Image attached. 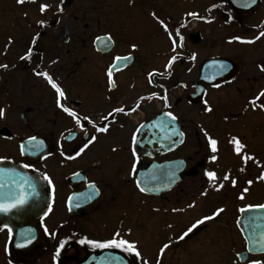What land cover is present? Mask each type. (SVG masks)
Masks as SVG:
<instances>
[{"label": "flooded vegetation", "instance_id": "obj_1", "mask_svg": "<svg viewBox=\"0 0 264 264\" xmlns=\"http://www.w3.org/2000/svg\"><path fill=\"white\" fill-rule=\"evenodd\" d=\"M83 1L16 0L14 9L8 0L2 2L3 31L22 24L14 15L26 2L37 4L39 19L24 8L29 29H15L14 41L0 48L2 62L19 59L0 71V96L3 91L6 102L0 109L19 117L15 133L0 124V162L28 164L27 172L41 179L47 175L52 183L42 179L45 207L38 217L14 222L11 235L0 225V264H213L214 258L220 264H264V252L247 250L239 222V209L264 204L259 192L264 179V96L259 95L264 90V0L246 11L227 0H93V61L67 48L70 29L66 43L55 29L62 19L76 20L71 5ZM42 4L48 5L43 12ZM105 36L111 49H95V39ZM55 40L63 44L54 45ZM248 40L253 42H242ZM55 47L67 62L62 76L39 70ZM125 56L130 59L114 68L116 58ZM30 68L47 76L34 77L38 83L32 77L4 76ZM114 108L124 111L108 116ZM157 117L159 122L148 127ZM100 127L107 131H97ZM3 128L10 133H2ZM140 133L142 154L134 151ZM32 136L43 147L33 153L29 144L24 155L21 145ZM234 137L244 145L240 153ZM209 138L217 141L215 152ZM141 172L144 192L136 184ZM206 172L215 173V180ZM218 208L223 211L183 236ZM116 232L135 243L140 257L79 242H103ZM61 240L66 244L57 255Z\"/></svg>", "mask_w": 264, "mask_h": 264}, {"label": "water", "instance_id": "obj_2", "mask_svg": "<svg viewBox=\"0 0 264 264\" xmlns=\"http://www.w3.org/2000/svg\"><path fill=\"white\" fill-rule=\"evenodd\" d=\"M231 4L234 7H238L239 9H249L256 5L259 0H256V2L253 4L251 3V0H229ZM245 3H248L249 7H244L243 5ZM60 35L64 38L65 41L68 39V27L64 26L60 28ZM106 44V46H105ZM95 48L97 50H101L102 52H107L112 47V42L109 39V37L105 36L100 38L99 40L96 39L94 42ZM220 59H215V61H218ZM123 61H116V64L114 68H119L122 65ZM160 117H157L153 122L148 123V127L152 126L153 124H156L159 122ZM2 133H10L8 129L3 128ZM23 145H25L24 149V155H28L29 151V140H25ZM144 137L142 133L139 134V141L136 143L134 150L137 153L142 154L144 151ZM7 170H14V173H17L19 175H15L13 173L8 172ZM26 178V179H25ZM27 181L36 182V192L35 194L28 195L30 193L29 191H32L31 188L28 187ZM38 181V182H37ZM136 183L139 188H144L143 183V177L142 172L139 173ZM16 184H19L21 187L16 188ZM0 185H3V187H0V202H10L15 197L8 194V189L12 188L15 190L17 194H19L21 191L27 196L26 203L21 206V208L16 207L12 208L8 212H0V225L4 226L5 224L8 225L9 228H11L12 232L14 230L13 223L17 220H21L23 222H26L30 218H34L40 215V213L43 210L44 202L42 203V193L40 192L43 189L44 182L42 179H40L39 176L28 173L21 165H16L10 160L2 161L0 162ZM29 198V199H28ZM240 224L243 225L241 228V232L243 237L246 240L247 243V249L249 252L252 253H258L263 252L259 250V244L255 243V241L260 240L262 234H264V209H250L246 210L245 212L240 213L239 217ZM250 225V226H249ZM18 243L15 242V246L18 247ZM251 249V250H250Z\"/></svg>", "mask_w": 264, "mask_h": 264}, {"label": "rangeland", "instance_id": "obj_3", "mask_svg": "<svg viewBox=\"0 0 264 264\" xmlns=\"http://www.w3.org/2000/svg\"><path fill=\"white\" fill-rule=\"evenodd\" d=\"M4 0H0V15L2 14V9H3V2ZM9 2L7 3V5L10 8L15 7V2L16 0H8ZM5 6V5H4ZM96 5L94 4L93 0H84L83 2H80L79 4H74L71 5V15H77V19L75 20L72 16L69 17V19H62L58 22L57 26H55V29H57L58 27L67 24L70 27V34L72 37V41L69 42L67 48L68 49H74L75 53L77 54H84L87 55L89 60L93 61V57H92V52H90V47L91 45V39L92 36L94 35V28H95V10H96ZM264 6V3H263ZM29 7V10H31L32 14L35 16L36 20L39 19V16L35 15L38 14V6L37 4H33L32 2H26L25 4L22 5V9L20 10V13H16V15H14L15 17L18 16L19 21L21 20L20 26H16L13 27V30L8 29L7 31H3L2 27H1V20H0V48L3 50L4 46H9L10 42L14 41V33L13 31L18 30H27L29 29V26H27L23 21L22 16L23 14V10L24 8ZM14 9V8H13ZM16 9V8H15ZM262 12H264L262 10ZM18 24V23H17ZM215 29H219V28H223V26H216L214 25ZM5 34V35H4ZM222 34V32H218V35ZM57 39V37H56ZM58 40V39H57ZM217 42L221 43L222 40H220V37L217 38ZM59 42V44H63L62 41H57ZM56 40H55V44L56 45ZM222 46H223V42H222ZM55 50H57V48H54V52L51 53L48 57V60L46 62V64H44L41 69H39L40 71H45L47 74H49L50 76H62L64 75V68H66L67 66V62L66 59L64 58L63 53L58 56L57 53L55 52ZM222 50H215V53H221ZM17 55V53H16ZM18 62L19 59L18 58H7L4 62H2L1 60V56H0V65H7L10 66L13 64V61ZM71 62V61H69ZM73 66V64H70L69 69H71ZM1 71V68H0ZM4 76L6 78H24V77H32L34 82H40V79L38 78H34V77H38L40 76L39 72H34L33 68L30 69H17V70H11V71H7L4 73ZM10 80H8L9 82ZM19 81V80H18ZM1 93V90H0ZM2 95H5L4 92L2 91ZM0 96V104H6L5 100L2 99ZM18 115L17 112L15 111H8L6 110L3 115L2 118H0V124H7L10 128V130L12 132H16L17 130V124L16 122H18ZM20 129V128H19ZM18 129V130H19ZM25 133H27V130H23ZM7 140H4V142H6ZM10 151L9 149L5 150V154H7V152ZM259 192H261V196L264 197V179L261 182V187H259ZM213 264H220V260L217 258L213 259Z\"/></svg>", "mask_w": 264, "mask_h": 264}, {"label": "snow or ice", "instance_id": "obj_4", "mask_svg": "<svg viewBox=\"0 0 264 264\" xmlns=\"http://www.w3.org/2000/svg\"><path fill=\"white\" fill-rule=\"evenodd\" d=\"M17 2L18 3H23L24 0H17ZM255 2H256V0H251V3L254 4ZM243 6L244 7H249L250 5L248 3H245ZM47 7H48V5L42 4L40 6V11L41 12L45 11V9ZM213 7H216V5H213ZM191 15H196V14L195 13H192ZM40 23L43 24V21H41ZM260 35L261 36H264V32H261ZM257 38H259V37H257ZM97 39L99 40V38H97ZM233 39L241 40L240 37H233ZM242 42L252 43L253 41L248 40V41H242ZM173 43L175 44V41H173ZM105 46H106V44H105ZM133 48H135V45H133ZM30 52H31V50H29V54H30ZM26 55H28V54H26ZM24 58H26V57H21V59H24ZM176 58L177 57H175V56H173L171 58V60L169 61V66L171 65L172 61H174ZM116 59L119 60V61H125L126 62V61H128L130 59V57H128V56H125V57H117ZM3 67H7V65H0V68H3ZM260 70L261 71H264V66H261L260 67ZM39 74L47 76L46 73H39ZM111 75H112V73H111V71H109L108 72L109 79H111ZM48 79H49V83L56 90V92L58 93V95L60 97H63L64 96V93L60 89V87L54 81H52L51 77H48ZM259 95L264 96V90H262ZM252 103L255 106V100H253ZM58 104H59V100H58ZM262 106H264V105H262ZM63 110L65 112H67L69 115L73 116L74 118L77 116V114L74 111H72V110H70L68 108H64ZM123 111H124L123 108H114V109H112V112H110L108 114V116H112L113 113L123 112ZM2 115H3V109H0V116H2ZM166 115L169 116V117H171L173 120L175 119V117L172 116L171 113H167ZM108 116H103L102 119L104 121H107L108 120ZM83 120L88 121L89 123H92V121L89 120V117L88 116H84L83 117ZM79 122H80V120L77 119V123H79ZM93 126L95 127V124H93ZM96 130L103 132V131H107V128L100 127V128H97ZM180 135L182 136L183 133H180ZM95 139H96V137L93 136L88 141V143H91ZM28 140H29V144H30V147H31V151L33 153L39 151L43 147V142L42 141H37V138L35 136L29 137ZM133 141L135 142V137H133ZM231 142L234 143V145H235V151L237 153H240L241 150L244 148V145L238 139H236L235 137L233 138V140ZM88 143H86V144L83 145V147L80 149V152H82L84 150V148H87L88 147ZM209 144H210V146L212 148V151L215 152L216 151L217 141L214 140V139L209 138ZM24 149H25V145H21V151H22V153L24 152ZM80 152H77L76 155H79ZM133 156H135V152H133ZM68 158L69 159H72V157H68ZM0 159H3V158H0ZM212 159L215 160L216 157L213 156ZM24 167L25 168H28V167H30V165L25 164ZM133 169H135V164H133ZM7 171L10 172V173H13L15 175H19L17 173H14V170H7ZM205 174L209 177L210 180H213V181L215 180V173H213V172H206ZM261 178H264V173L261 174ZM42 179L43 180H47L48 183H49V185H51L52 181H51V179L47 175H44L42 177ZM223 179L224 180H228L229 179L228 175H225L223 177ZM27 183H28V187L32 189V191L30 193H28V195L35 194V192H36V182L27 181ZM231 183H233V185H234L236 183V181L233 180V181H231ZM247 183L248 184H251L252 181H248ZM137 186L139 187V183H138ZM0 187H3V185H0ZM20 187L21 186L19 184H16V188H20ZM92 187L94 188V186H92ZM145 190L146 189L143 188V187L140 188V191L141 192H144ZM247 191H248L247 188L243 189V192L246 193ZM8 194L11 195V196H13V197H15V198L12 199L10 202H7V203L0 202V212H5L6 213V212L10 211L12 208H16L18 206H22L23 204L26 203L27 196L23 193V191H21L19 194H17L14 189L9 188L8 189ZM87 198L88 199H91V195H89ZM240 198L243 199V194L241 195ZM48 209H49V211H51V205H48ZM250 209H264V204H256V205H251L250 204V205H246L244 208L239 209V211L243 213L246 210H250ZM222 211H223V209H219L218 208L212 214V216H205L202 220H197L193 225H191V227H189L187 229V231L183 234V236H187L189 232H191L194 228L197 227V225L203 223L204 220H210V219H212L214 216H217ZM44 214L47 215L48 213L45 212ZM4 228H7L8 231H9V234L11 235V231L12 230H11V228L8 227L7 224L4 225ZM45 231H47V229H45ZM183 236L181 237V239L183 238ZM79 242L81 244L88 243V244L93 245L94 247H99V248H118V249H121L122 251H124L126 253L134 254L136 257H140V255H141L140 252L137 250V247H136L135 243L134 242H129L126 239L120 238V233L119 232L114 233V235H113V237L111 239H108V240L103 241V242H100V241H92V240H85V239H82ZM255 243L259 244V246H260L259 247V250L264 251V234H262L261 239L255 241ZM65 244H66V241H64V240H61L60 241V245L57 248V255L59 254L60 249L63 248ZM18 246H20V245H18ZM167 247H168V245L165 244L164 245V248H167ZM164 248L161 249V252H163ZM53 259L55 260L56 259V256H54ZM143 264H147V261H143ZM250 264H262V262L261 261L254 260V261H251Z\"/></svg>", "mask_w": 264, "mask_h": 264}]
</instances>
